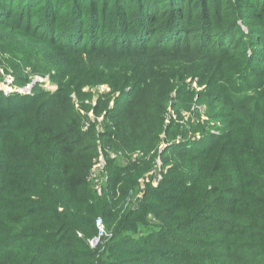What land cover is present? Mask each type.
Instances as JSON below:
<instances>
[{
  "label": "trees",
  "instance_id": "16d2710c",
  "mask_svg": "<svg viewBox=\"0 0 264 264\" xmlns=\"http://www.w3.org/2000/svg\"><path fill=\"white\" fill-rule=\"evenodd\" d=\"M0 34V264H264V0H0ZM192 103L208 127L174 132Z\"/></svg>",
  "mask_w": 264,
  "mask_h": 264
},
{
  "label": "rangeland",
  "instance_id": "374dc122",
  "mask_svg": "<svg viewBox=\"0 0 264 264\" xmlns=\"http://www.w3.org/2000/svg\"><path fill=\"white\" fill-rule=\"evenodd\" d=\"M9 50V42H8V38L2 34H0V90H6V91H11L13 88L10 86V83L12 82V70H11V66L9 65V63H7V52ZM36 78L38 77H32V82H36ZM30 85V84H29ZM25 86L26 88H28V90H30L31 88H29L28 86ZM43 86L46 87V89L48 90H55L56 89V85L54 83H52L48 77H46V79H44V83ZM196 86V85H194ZM24 87V88H25ZM21 89V88H20ZM20 89H16V90H20ZM22 90V89H21ZM110 90V88L106 85V84H97L94 86H88L85 87L83 89V91H90L92 92V94L94 95L93 100L95 101V99H97V97L102 93V92H108ZM28 93V91H27ZM74 100V105L75 108H80V109H86L85 108V101H79L77 100V96H74L73 98ZM92 100V101H93ZM83 109V110H84ZM206 104H199V103H192L190 105L189 110H182L178 113H176L175 111H173L172 109L169 110L167 117H166V121H171L172 122V129L174 132H182V131H187L189 134H192L191 128L193 127V125H200L201 129H206L209 125V119L207 118L206 115ZM88 116H91V119L94 120L96 119L95 114L93 112H88ZM99 120L102 119V115H99ZM100 128L102 127L99 126ZM194 134V133H193ZM197 135V134H196ZM163 147V144L161 145V148ZM115 153V152H114ZM109 158H115V163L116 164H120L122 166H128L131 165L132 161L137 158L136 155H133L131 157V159L124 157L123 155H119V154H114L112 156H109ZM106 160V158H105ZM161 159L159 157H157L155 159L154 164H152L150 170H148L147 172H145V174L142 176V179L144 182H146L147 184L150 183H154V182H158L161 178L162 172L164 171V169H162L161 166ZM153 185V184H152ZM141 187L138 186V189L136 191H134L132 193L131 196V203H129V206H137L139 200L141 199L140 196L142 194H144V189H140ZM146 188V187H143ZM140 190L139 197L137 194V191ZM132 207V208H133ZM150 224V219L149 217H147V223H145V225L142 224H134L132 226H130V231L131 233L135 234L138 232H143L144 230H146L148 227L147 225ZM102 236H100V238H102Z\"/></svg>",
  "mask_w": 264,
  "mask_h": 264
},
{
  "label": "built area",
  "instance_id": "2783aa9c",
  "mask_svg": "<svg viewBox=\"0 0 264 264\" xmlns=\"http://www.w3.org/2000/svg\"><path fill=\"white\" fill-rule=\"evenodd\" d=\"M37 77V76H36ZM44 79L46 78H41V77H38L36 78L35 81H40L42 83H44ZM46 88V87H45ZM19 91H22V92H25L27 93V91L29 92L30 90H19ZM94 104V100L92 102ZM81 111V110H80ZM83 113V111H81ZM88 126V123H85V126L84 128H86ZM113 154H111L112 156ZM105 165H106V160L102 154V152L99 150V155L97 156V158L94 159V162H93V166L91 168V171H90V174H89V180L92 182L93 184V188L97 191V192H101V187H102V184L104 183V181L106 180V173H105ZM141 182V187L143 188L144 187V181L143 179H140ZM153 185H156L157 182H154L152 183ZM139 196V194H138ZM95 224L97 226V229H98V235L97 237H94L90 240V244L91 246H95L99 239H100V236H104L106 235L105 234V231H104V228H103V222H102V219L100 217L96 218L95 220Z\"/></svg>",
  "mask_w": 264,
  "mask_h": 264
},
{
  "label": "water",
  "instance_id": "95a60500",
  "mask_svg": "<svg viewBox=\"0 0 264 264\" xmlns=\"http://www.w3.org/2000/svg\"><path fill=\"white\" fill-rule=\"evenodd\" d=\"M33 83H34V82H31L30 85H29L28 87L31 88V86H32ZM21 89L24 90V91L28 90V88H26V87H25V88H21Z\"/></svg>",
  "mask_w": 264,
  "mask_h": 264
}]
</instances>
